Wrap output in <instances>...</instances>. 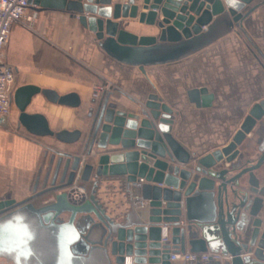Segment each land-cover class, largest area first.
<instances>
[{"label": "water", "instance_id": "obj_1", "mask_svg": "<svg viewBox=\"0 0 264 264\" xmlns=\"http://www.w3.org/2000/svg\"><path fill=\"white\" fill-rule=\"evenodd\" d=\"M252 1L30 0L41 9L78 17L107 54L142 69L195 51L221 21L230 19L240 25L242 10ZM127 18L156 25L160 32H131L120 22ZM113 94L93 99L96 106L88 111L92 121L84 133L80 128L56 130L43 112L27 110L37 95L79 108L82 99L77 91L62 94L31 83L16 88L18 127L64 144L84 141V153L95 160L84 162L80 178L93 183L88 198L72 202L65 189L72 186L83 157L60 152L50 184L51 170L43 183L40 171L31 196L0 203V257L15 264H178L170 260L171 253L189 248L229 254L224 264H264V184L256 174L264 165V100L252 106L227 145L192 165V154L173 136V109L156 93L133 108L111 101ZM189 98L198 104L201 98L205 105L212 95L202 87L191 90ZM9 124V116L0 117V126ZM253 131L258 136L255 159L247 138ZM223 160L230 166L218 167ZM111 177L143 181L142 194L151 207L148 221L133 220L130 214L119 220V215L108 212L97 189L101 179ZM51 194L54 200L40 202ZM162 224L170 228L168 243L161 242ZM48 252L50 261L44 256Z\"/></svg>", "mask_w": 264, "mask_h": 264}, {"label": "crops", "instance_id": "obj_2", "mask_svg": "<svg viewBox=\"0 0 264 264\" xmlns=\"http://www.w3.org/2000/svg\"><path fill=\"white\" fill-rule=\"evenodd\" d=\"M48 11L58 10L41 9L38 26L45 28L50 37L39 36L15 24L4 55L16 67L20 85L31 83L59 92L79 93L82 99L79 108L49 102L41 95L35 96L28 106V112H43L56 130L82 125L77 112L88 113L96 106L92 103L93 88L100 84L101 77H105L114 85L112 89L110 87L114 92L111 101L118 100L133 108L136 103L144 104L149 94L156 93L167 103L175 114L173 136L190 151L191 164L195 165L198 158L227 145L252 106L264 100V0H253L245 6L240 25L228 19L214 26L195 51L165 63L145 65L143 69L107 54L96 38L90 40L93 32L83 26L78 17L67 12L71 21L60 20L49 16ZM130 23L133 25L128 30L139 35H158L160 32L156 25L140 23L138 19ZM70 49L77 51V58L64 54L63 51ZM71 61L85 68L84 73L77 77H61L56 70L68 66ZM202 87L212 95L205 105L201 98L199 104L189 98L191 90ZM29 135L24 128L18 127L17 120H10L6 128L0 126V203L8 199L21 201L31 196L40 171L43 183L51 170L50 184L60 152L84 153L77 151L84 141L64 144L50 136L36 138ZM247 138L251 144V158L255 159L258 136L253 131ZM240 149L246 152L243 145ZM97 150L95 147L94 151ZM221 165L230 166L225 160L217 164L218 167ZM256 174L264 184V165L256 170ZM125 179L111 177L102 180L97 197L112 216L130 214L133 220L148 221L151 207L131 208L121 188L120 181ZM49 196V200H54V194ZM229 259H224L221 264Z\"/></svg>", "mask_w": 264, "mask_h": 264}, {"label": "built area", "instance_id": "obj_3", "mask_svg": "<svg viewBox=\"0 0 264 264\" xmlns=\"http://www.w3.org/2000/svg\"><path fill=\"white\" fill-rule=\"evenodd\" d=\"M88 1V0H83ZM113 3H129L130 0H112ZM41 7L30 0H0V117L9 116L14 105V93L18 86L17 69L5 59L4 48L8 43L12 28L15 24L21 25L29 30L34 31V27L39 19ZM99 84L94 86L92 97L100 99L110 85ZM108 87V88H107ZM86 154L83 153V160L75 177L74 183L66 191L72 202L80 203L88 198L89 192L85 184L80 178L82 166L86 162ZM103 179L99 181V186ZM121 182V188L128 198L129 205L133 209H145L150 206V201L145 199L142 194L143 181L136 180L135 182L125 179ZM98 186V188H99ZM98 191V189H97ZM184 224V220L181 221ZM163 234L162 243L170 241L169 226L162 224ZM230 255L222 251L208 250L205 252H192L190 250L173 251L170 260L180 264H221L224 259ZM231 258V257H230Z\"/></svg>", "mask_w": 264, "mask_h": 264}, {"label": "rangeland", "instance_id": "obj_4", "mask_svg": "<svg viewBox=\"0 0 264 264\" xmlns=\"http://www.w3.org/2000/svg\"><path fill=\"white\" fill-rule=\"evenodd\" d=\"M71 14V13H70ZM41 15V14H40ZM48 15L49 16H51L52 18H57V19H60V20H67V21H71L70 19V17L71 16H69V13H67V12H62V11H48ZM77 18V17H76ZM76 18H73V19H75L76 20ZM134 20L135 19H132V18H127V19H121L120 20V22L122 23V26L124 27V28H126V29H131L132 27V25H133V23L131 24L130 22H134ZM38 22H40V18L38 19ZM38 22L36 23V25H35V27H34V32L37 34V35H39V36H43V37H46V38H48V37H50L47 33H46V31H45V28H41V27H39L38 26ZM31 31H33V30H31ZM88 34H90V33H88ZM90 40L92 41L93 40V38H96V36H95V34L94 33H92V34H90ZM97 40V39H96ZM74 50L75 49H70V50H68V51H63L64 52V54L66 55V56H70V57H72L73 59H75V58H77V51L76 52H74ZM84 69L85 68H83L80 64H78L76 61H71V63H69V65L68 66H66V67H62V68H58V70H56L57 71V73L58 74H60L61 75V77H63V78H67V77H70V76H72V77H77V76H80L81 74H83L84 73ZM63 75V76H62ZM102 80H104V82H105V84H104V86L105 85H110V87H111V89L113 88V83H110L111 81L110 80H108L107 78H100V84H103V82H102ZM110 81V82H109ZM20 82H18V86L20 85L19 84ZM23 84H26V83H23ZM22 85V84H21ZM108 88V87H107ZM111 89H109V90H107V92H105V94H103V95H106L108 92H110V91H113V90H111ZM58 91V90H57ZM114 91H116V89L114 90ZM59 92V91H58ZM60 93H65V92H60ZM87 111H78L77 113H78V116L80 117V119L82 118V125H80V126H78L77 128H82L83 129V131H86V130H88L89 129V126H90V124H91V121H92V118L91 117H89L88 116V113H86ZM18 114H19V110H18V108H17V106L14 104L13 105V109H12V112H11V116H12V119L13 120H17L18 119ZM87 132V131H86ZM51 140H55V139H51ZM80 149V148H79ZM77 150L79 153L81 152L80 150ZM86 160L88 161V162H91V161H94L95 160V158H90V157H88V156H86ZM104 179H106V178H104ZM103 179V180H104ZM74 183V182H73ZM82 183L83 184H86V187H87V190H88V192L91 190V187H92V183H93V181H90L89 183H86V182H83L82 181ZM73 185V184H72ZM68 188H66L65 190H67ZM51 196H49L48 198H47V196L46 197H44L42 200H40V202H47V201H49V199H51L50 198ZM38 203H39V201H38ZM122 217L124 218V215H120V216H118V219L119 220H121L122 219Z\"/></svg>", "mask_w": 264, "mask_h": 264}, {"label": "flooded vegetation", "instance_id": "obj_5", "mask_svg": "<svg viewBox=\"0 0 264 264\" xmlns=\"http://www.w3.org/2000/svg\"><path fill=\"white\" fill-rule=\"evenodd\" d=\"M18 87V86H17ZM15 104V103H14ZM9 118L10 120H12V116L11 114L9 115ZM61 175V173H60ZM36 203V202H35ZM49 248L46 247V251L48 250ZM44 256L46 257V260L50 261V258H51V254L48 252V253H45ZM0 264H15V262L11 259V258H8V257H0Z\"/></svg>", "mask_w": 264, "mask_h": 264}, {"label": "trees", "instance_id": "obj_6", "mask_svg": "<svg viewBox=\"0 0 264 264\" xmlns=\"http://www.w3.org/2000/svg\"><path fill=\"white\" fill-rule=\"evenodd\" d=\"M28 134H29V133H28ZM30 135H31V134H30ZM30 135H29V136H30ZM31 136H33V135H31ZM34 137L37 138L38 136H34ZM84 147H85V143L82 142V143L80 144V147H79V148H80L79 150L81 151L80 153H82V151H84Z\"/></svg>", "mask_w": 264, "mask_h": 264}, {"label": "bare ground", "instance_id": "obj_7", "mask_svg": "<svg viewBox=\"0 0 264 264\" xmlns=\"http://www.w3.org/2000/svg\"><path fill=\"white\" fill-rule=\"evenodd\" d=\"M129 261H130V259H129Z\"/></svg>", "mask_w": 264, "mask_h": 264}]
</instances>
